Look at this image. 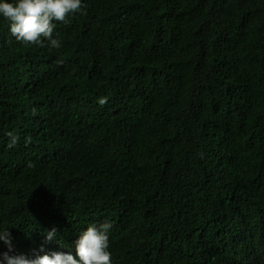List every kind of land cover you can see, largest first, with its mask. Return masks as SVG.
<instances>
[{
  "label": "trees",
  "instance_id": "16d2710c",
  "mask_svg": "<svg viewBox=\"0 0 264 264\" xmlns=\"http://www.w3.org/2000/svg\"><path fill=\"white\" fill-rule=\"evenodd\" d=\"M54 23L59 49L0 18V228L16 252L53 226L46 251H74L109 221L112 264H258L242 245L264 258V0H84Z\"/></svg>",
  "mask_w": 264,
  "mask_h": 264
},
{
  "label": "clouds",
  "instance_id": "9594fccd",
  "mask_svg": "<svg viewBox=\"0 0 264 264\" xmlns=\"http://www.w3.org/2000/svg\"><path fill=\"white\" fill-rule=\"evenodd\" d=\"M83 10L84 0H0V18L7 21L9 34L14 41L52 49L61 47V41L54 35V21L67 22L69 17ZM99 102L104 103V100L100 99ZM8 135L7 147L13 148L18 137L11 133ZM28 140L30 137L26 138ZM225 193L221 191L216 196H202V208L208 214L219 210ZM242 198L241 205L246 200L251 202L254 199L246 191H243ZM112 227L109 221L89 224L79 231L73 242L74 251L67 252L55 247L54 251L48 252L45 245L57 242L58 230L53 226L45 232L39 249L31 254L17 253L11 232L7 228H0V243L6 248L0 251V264H112L109 250ZM257 230L264 234V226H258ZM242 247L247 255L257 257L258 264H264L258 241L248 238Z\"/></svg>",
  "mask_w": 264,
  "mask_h": 264
}]
</instances>
